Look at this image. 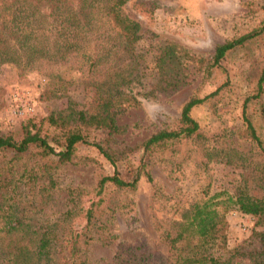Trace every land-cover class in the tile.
Instances as JSON below:
<instances>
[{
    "label": "trees",
    "instance_id": "trees-1",
    "mask_svg": "<svg viewBox=\"0 0 264 264\" xmlns=\"http://www.w3.org/2000/svg\"><path fill=\"white\" fill-rule=\"evenodd\" d=\"M127 1L0 0V68L12 65L21 74L41 63L71 65L78 74L75 82L90 93L85 103L68 98L65 109L50 112L37 122L28 121L17 136L0 134V264H89L90 243L96 234L109 230L118 208L117 203L108 201L107 189L132 191L140 177L152 184L148 166L155 156L178 151L189 142L206 141L208 136L190 112L199 105L213 106L228 83H220L202 97L190 95L174 124L141 141V156L129 177L118 166L121 152L96 140L95 132H117L116 116L137 106L140 97L175 91L196 73L205 80L212 69L220 68L228 52L255 39L262 40V63L251 93L241 103L243 128L234 131L250 146L241 159L251 165H247L244 185L232 193H206L182 208L178 218L157 223L165 259L157 261L142 244H119L112 264H264V231L253 233L258 249L241 254L224 248L228 211L250 216L257 225L264 222V185L257 192L246 187L248 179L264 181V141L248 116L254 104L262 109L264 4L258 6L262 16L255 26L215 45L206 60L173 41L160 45L148 69L156 80L147 85L142 82L143 60L134 48L139 25L124 13ZM136 7L147 20L157 8L146 0L136 2ZM79 145L94 150L111 166L112 173H105L97 156L79 154ZM223 150L216 151V156ZM69 164L93 166L97 182L92 196L84 204L79 189L69 187L65 210L54 223L35 220L34 211L52 202L60 191L59 175ZM23 190L31 192L34 199H18ZM153 193L157 200L165 198L160 190Z\"/></svg>",
    "mask_w": 264,
    "mask_h": 264
},
{
    "label": "rangeland",
    "instance_id": "rangeland-1",
    "mask_svg": "<svg viewBox=\"0 0 264 264\" xmlns=\"http://www.w3.org/2000/svg\"><path fill=\"white\" fill-rule=\"evenodd\" d=\"M138 1L128 0L123 9L139 25L134 48L143 60L141 65L145 76L142 82L147 85L156 80L148 69L160 45L173 41L206 60L215 45L255 26L262 16L258 6L264 4V0H146L157 6L147 20L136 7ZM261 47L262 40L255 39L241 49L228 52L220 68L212 69L205 80L202 81V76L196 73L175 91L160 92L147 99L140 97L137 106L116 116L117 132L110 135L95 132L96 140L113 151L121 152L123 159L118 166L122 174L129 177L141 156V141L162 127L174 124L181 105L190 95L202 97L220 83H228L222 97L213 106L199 105L190 112L208 136L206 141L200 144L189 142L178 151L155 156L148 166L152 184L140 177L132 191L107 189L108 201L117 203L118 208L109 230L100 236L96 234L90 243L87 252L89 264H112L119 244H142L157 261L165 259L164 246L157 238V223L178 218L182 208L201 200L206 193L220 190L232 193L244 185L247 179L244 175L251 165L241 159L248 155L250 146L234 131L243 128L241 103L253 89L262 63ZM76 72L71 65L41 63L20 74L14 66L3 65L0 68V134L17 136L28 121L37 122L50 112L65 109L68 98L85 103L90 93L75 82ZM261 105L262 109L258 104L250 106L248 116L264 141V93ZM220 148L224 150L216 156ZM78 153L98 157L94 150L84 145L78 146ZM98 159L105 173L111 174V166L101 157ZM255 159L250 162L253 164ZM96 179L93 166H65L59 175L60 191L52 202L34 211V219L54 223L65 210V190L69 187H77L82 202L86 204L92 196ZM261 185L264 181L248 179L246 187L250 191H259ZM154 189L163 192L165 198L157 200ZM20 195L22 197L18 196V199L21 200L34 199L27 190ZM225 218L226 251L242 254L260 247L253 233L264 231V222L257 225L250 216L234 210L228 211Z\"/></svg>",
    "mask_w": 264,
    "mask_h": 264
}]
</instances>
